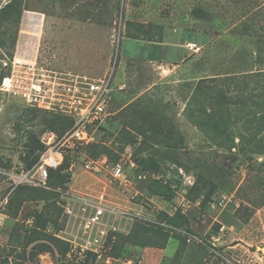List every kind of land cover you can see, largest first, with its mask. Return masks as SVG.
Returning <instances> with one entry per match:
<instances>
[{
  "label": "rangeland",
  "instance_id": "rangeland-1",
  "mask_svg": "<svg viewBox=\"0 0 264 264\" xmlns=\"http://www.w3.org/2000/svg\"><path fill=\"white\" fill-rule=\"evenodd\" d=\"M0 8V78L12 55L114 82L108 123L71 152L65 184L19 185L55 197L17 201L7 173L28 167L26 154L58 128L60 112L0 89V264H264V0H0ZM152 44L160 60L147 59ZM92 159L98 170L84 167ZM116 164L127 186L106 185ZM102 193L103 249L81 258L71 249L83 241L82 205Z\"/></svg>",
  "mask_w": 264,
  "mask_h": 264
},
{
  "label": "built area",
  "instance_id": "built-area-1",
  "mask_svg": "<svg viewBox=\"0 0 264 264\" xmlns=\"http://www.w3.org/2000/svg\"><path fill=\"white\" fill-rule=\"evenodd\" d=\"M113 85V74L95 78L85 74L56 72L41 65L37 59H15L11 62L10 73L0 84L1 90L17 95L28 106L60 112L74 120L73 125L61 135L53 130H46L41 134L40 141L44 149L37 162L20 172L7 173L12 180L11 191L24 183L46 186L49 169L58 168L67 153L75 152L95 141L98 129L110 115ZM122 87L118 85L119 89ZM99 162L101 161L87 160L84 167L98 170ZM102 162L109 167L106 159ZM108 173L105 176L106 185L119 182L127 186L130 183L121 164L113 166ZM104 194H100L99 200L94 204L86 201L82 205L85 213L81 225L83 241L73 245L71 249L81 258L89 252L100 254L103 249L107 231L102 226L106 214L110 212ZM2 210L3 202H0V215L3 214Z\"/></svg>",
  "mask_w": 264,
  "mask_h": 264
},
{
  "label": "trees",
  "instance_id": "trees-1",
  "mask_svg": "<svg viewBox=\"0 0 264 264\" xmlns=\"http://www.w3.org/2000/svg\"><path fill=\"white\" fill-rule=\"evenodd\" d=\"M12 7V5H9L6 4L5 8L3 9H10ZM2 8H0L1 10ZM160 46L156 45V44H152L149 48V52H151L148 56H147V59H150V60H160ZM140 56H142L140 54ZM12 55L10 57V59L7 61V64L9 65L10 64V68L7 72V74L3 75L1 78H0V84L2 83L3 81V78L5 76H7L9 73H10V70H11V59H12ZM218 92H221L220 90H218ZM38 109V108H37ZM41 110V109H39ZM58 114V118L60 121L59 125H58V128L56 130H54L58 135H61L63 134L64 132H66L72 125H73V118L71 116H68V115H65V114H62V113H57ZM110 116V115H109ZM109 116L107 117L105 123L100 126V128L98 129L97 132H100L102 129H105L107 123H108V119H109ZM39 139V140H38ZM37 139V142L38 144L36 146H33L31 147V149H29L28 151V154H26L25 158L27 160V165L28 166L27 168L33 166L38 158H39V155H40V152L44 149V145L43 143L40 141V137ZM94 143V142H93ZM93 143H90L88 145H85V146H82V148L85 147V149L87 147H90ZM37 147V148H36ZM81 148V147H80ZM34 151H37V154L34 156V158H30V153L34 152ZM72 153H67L65 155V158H64V161L62 162V164L56 168V169H49V176H48V185L52 188H58L60 187L61 185H64L65 182L68 180V178L72 175L71 173V170H70V167H71V160L73 159ZM13 199H15V201H17L16 199L18 198L19 195H25V194H35L37 196H43L45 195V198H53L55 197L56 195V192L55 191H52V190H49V189H44V188H41V187H38V188H30L28 186H17L14 190H13Z\"/></svg>",
  "mask_w": 264,
  "mask_h": 264
},
{
  "label": "water",
  "instance_id": "water-1",
  "mask_svg": "<svg viewBox=\"0 0 264 264\" xmlns=\"http://www.w3.org/2000/svg\"><path fill=\"white\" fill-rule=\"evenodd\" d=\"M261 250H263L264 251V246H262V247H259Z\"/></svg>",
  "mask_w": 264,
  "mask_h": 264
},
{
  "label": "crops",
  "instance_id": "crops-1",
  "mask_svg": "<svg viewBox=\"0 0 264 264\" xmlns=\"http://www.w3.org/2000/svg\"><path fill=\"white\" fill-rule=\"evenodd\" d=\"M21 54L25 55L26 53H21Z\"/></svg>",
  "mask_w": 264,
  "mask_h": 264
}]
</instances>
